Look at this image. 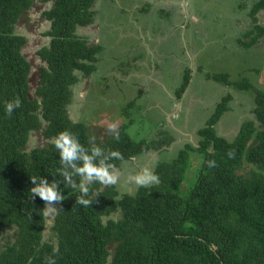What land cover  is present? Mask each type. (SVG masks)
<instances>
[{
    "label": "trees",
    "instance_id": "16d2710c",
    "mask_svg": "<svg viewBox=\"0 0 264 264\" xmlns=\"http://www.w3.org/2000/svg\"><path fill=\"white\" fill-rule=\"evenodd\" d=\"M34 1L0 0V264H44L48 255L56 264H264V89L246 77L232 81L225 73L206 72L207 78L238 89H255V119L245 120L233 140L220 134L216 127L232 99L227 93L197 130V144L187 142L174 157L157 162V184L120 194L113 185L102 188L93 181L91 201L81 205L77 197L82 194L66 186L59 172L52 143L59 132L70 131L89 149L118 151L120 158L106 161L112 170L149 151L152 143L135 139L127 122L104 138L94 137L88 123L70 114L77 72H94L103 49L77 34L94 22L97 0H42L53 2L43 12L51 21V40L38 50L44 64L30 94L32 64L22 52L28 37L15 28ZM261 10L264 0H256L250 11L254 28L244 33L250 37L247 46L264 36V26L257 23ZM191 78V69H185L177 98ZM14 98L21 106L6 116L4 104ZM33 131H40L45 142L28 149ZM192 152L201 162L184 188ZM207 160L216 166L209 167ZM67 170L73 171L70 165ZM33 176L56 179L64 196L52 202L56 211L49 236L45 202L38 195L31 198ZM69 179L80 183L78 175Z\"/></svg>",
    "mask_w": 264,
    "mask_h": 264
},
{
    "label": "rangeland",
    "instance_id": "374dc122",
    "mask_svg": "<svg viewBox=\"0 0 264 264\" xmlns=\"http://www.w3.org/2000/svg\"><path fill=\"white\" fill-rule=\"evenodd\" d=\"M255 1L176 0L177 12L198 19L192 20L187 30L184 25L188 21H183L184 25L179 27L177 14L168 17L166 12L155 8L158 4H168L166 0H97L94 9L99 18H104L105 25L97 40L104 50L98 55L94 72L88 76L77 72L80 79L72 85L73 101L68 108L75 120L90 125L94 137L104 138L110 125L117 128L127 122V130L135 139L146 138L152 143L149 151L124 161L113 170L117 182L112 185L120 194L137 189L128 180L129 175L152 167L153 162L156 167L159 160H169L187 142L197 144V130L227 93L232 94V99L228 102L229 110L216 127L220 134L233 140L245 120L255 119V89L241 90L206 76V72L225 73L232 81L246 77L254 87L264 89V36L251 46L244 44L250 40L244 33L254 28L250 11ZM52 4V1L35 0L15 28L17 33L28 37L22 52L32 64L30 94L36 90L39 69L44 64L38 50L51 40L47 34L51 21L43 12ZM258 18L257 23L264 26V10L259 11ZM197 23H201L202 32H192ZM159 26L164 27V36L148 35ZM90 30L79 27L77 34L94 43V28ZM157 38L161 39L157 46L159 51H149V41ZM187 68L191 69V83L182 97L177 98L176 91ZM176 105L181 116L172 124L165 114L169 106L175 108ZM44 142L42 133L33 131L28 149ZM191 155L192 168L184 188L193 181L201 162L200 154L192 152ZM108 186L102 185V188ZM52 204L51 210L46 208V236L52 232L56 211V204Z\"/></svg>",
    "mask_w": 264,
    "mask_h": 264
},
{
    "label": "clouds",
    "instance_id": "9594fccd",
    "mask_svg": "<svg viewBox=\"0 0 264 264\" xmlns=\"http://www.w3.org/2000/svg\"><path fill=\"white\" fill-rule=\"evenodd\" d=\"M21 106V100L14 98L4 104V112L6 116H11L13 111ZM115 125H110L109 130L112 131ZM118 138V133H115ZM53 145L59 152L61 168L59 172L63 178L67 180L66 186L77 189L80 194L77 197V203L88 206L91 198L89 197L90 186L93 181L99 182L100 185H112L117 182V174L112 170L113 164L106 162L109 157L120 158V153L115 150L107 153L100 146H92L90 149L83 146L78 138L70 131L64 130L59 132L52 140ZM106 153L101 158V154ZM232 155L231 152L228 153ZM99 158V159H98ZM80 163L77 164L76 161ZM209 167H215V160L205 161ZM71 166L73 171H68L67 167ZM155 162L152 167H144L141 171L134 175H129L130 180L137 187H149L159 182L158 175L154 171ZM78 175L80 183L76 184L69 177ZM33 186L30 188L31 198L39 196L44 202L45 207L49 210L53 208V201H61L64 196L60 195V189L57 185L60 183L56 179L48 181L44 177L33 176L30 178ZM57 251L56 249L53 250ZM44 264H56L54 255L44 257Z\"/></svg>",
    "mask_w": 264,
    "mask_h": 264
},
{
    "label": "crops",
    "instance_id": "0c3cea01",
    "mask_svg": "<svg viewBox=\"0 0 264 264\" xmlns=\"http://www.w3.org/2000/svg\"><path fill=\"white\" fill-rule=\"evenodd\" d=\"M167 2H168V4H166V5H162V4H158L157 5V7H155V8H160V10L162 11V12H166V14L167 15H169L168 17H170L171 15H173V14H177L178 16H179V27H182L181 25H184V23H183V21H188L189 23L188 24H185L184 26V29L185 28H187V30H189L190 29V27H191V25L193 24V21L192 20H198L197 18H194L193 16H191L190 14H185L184 12L182 13V12H177V9H176V0H166ZM97 2V1H96ZM189 4H190V2H189ZM95 6V5H94ZM182 6V5H181ZM192 8H194L193 7V4H192ZM93 9H94V7H93ZM94 11H95V20H94V22L93 23H91V24H89V25H87V26H83V27H89L91 30L90 31H92V28H94V33H95V35H93V36H96V37H94V43L95 44H100L102 47H103V45H102V43H101V41H98L97 39H98V35H100L101 34V32H102V30H101V28H103L105 25H104V22H103V19H101V18H99L98 16H97V14H96V10L94 9ZM183 15H185L186 16V18H185V20L183 19ZM200 24L201 23H197V26L195 27H193L192 28V32H195V31H197V32H202V30H201V28L199 27L200 26ZM93 26V27H92ZM103 29H105V28H103ZM163 29H164V27H162V26H159L157 29H156V31L153 33V32H151V33H149L148 35L150 36H154V37H158V36H160V35H163L164 36V31H163ZM162 36V37H163ZM164 38V37H163ZM90 41V40H89ZM91 42V41H90ZM160 42H161V39H159L158 40V38L157 39H155V41L153 40L152 41V39H151V41H149V43H148V50L149 51H159V48L157 47L158 45H160ZM91 43H93V42H91ZM103 50H104V47H103V49H102V51L101 52H103ZM100 52V53H101ZM99 53V54H100ZM98 54V55H99ZM98 61V60H97ZM96 65H97V62H96ZM159 67V66H158ZM150 68H152V67H150ZM149 71H151L150 69H149ZM152 72V71H151ZM191 83V82H190ZM165 87H166V84L164 85ZM188 89V88H187ZM165 90H167V91H171L172 89L170 88V89H167V88H165ZM88 91H89V89H88ZM174 90H172L171 92H173ZM172 94H174V93H172ZM177 97V96H176ZM176 97H173V95H171L170 96V98H172L173 100H175V98ZM221 100V99H220ZM219 100V101H220ZM218 101V102H219ZM217 102V103H218ZM216 103V104H217ZM165 104H166V102H165ZM167 105V104H166ZM165 105V106H166ZM174 104H172V106H173ZM172 106H169L168 107V109H169V111L168 112H166V116H168V121H170L172 124H174L175 122L177 123V120H178V118L181 116V114H179L178 113V107H177V105H176V107L175 108H173ZM175 106V105H174ZM216 106V105H215ZM215 106H214V108H213V111H214V109H215ZM173 108V109H172ZM228 111V110H227ZM179 114V115H178ZM178 116V117H177ZM223 117L221 118V120L220 121H222L223 120V118H224V116H225V113L222 115ZM172 117V118H171ZM185 120H186V118H185Z\"/></svg>",
    "mask_w": 264,
    "mask_h": 264
}]
</instances>
